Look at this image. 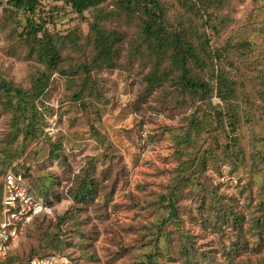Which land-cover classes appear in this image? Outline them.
<instances>
[{"label": "rangeland", "instance_id": "obj_1", "mask_svg": "<svg viewBox=\"0 0 264 264\" xmlns=\"http://www.w3.org/2000/svg\"><path fill=\"white\" fill-rule=\"evenodd\" d=\"M186 2L191 10L160 0L162 30L194 41L202 95L147 41L143 7L0 8V81L26 98L0 89V184L12 167L45 206L14 263L264 264V0ZM28 19L58 48L38 95L33 82L50 65L36 56ZM94 23L121 39L113 66L91 65L86 84Z\"/></svg>", "mask_w": 264, "mask_h": 264}, {"label": "trees", "instance_id": "obj_2", "mask_svg": "<svg viewBox=\"0 0 264 264\" xmlns=\"http://www.w3.org/2000/svg\"><path fill=\"white\" fill-rule=\"evenodd\" d=\"M42 0H9L6 4L0 6V8L5 7H14L20 8L24 11L33 14ZM102 0H67L70 3L71 7L75 12L82 13L88 8L95 7L101 3ZM126 1L127 7L130 5L138 6L144 15V32L147 41L151 42L152 38L154 43L150 44L153 48L160 47L161 54H170L172 61L177 64L180 69L179 81L182 83V86L194 93L203 94L206 93L209 86L206 82L198 80L197 77L191 76L190 63H200L202 59L198 53L197 47L192 39L189 38L187 32L178 34L176 32H171L167 34L162 30L164 14L162 10V5L160 0H120ZM178 3L187 9H192L186 0H177ZM209 4L220 3L221 0H206ZM92 30L94 32V53L95 56L92 60V63L89 65H84L83 68L88 72L86 76V84L89 82V70L90 66L94 65L95 67H112L114 60L113 55L115 53L116 43L120 41L121 36L118 32H107L102 29L97 23L92 25ZM42 28L36 26L34 20L28 19V28L27 32L32 35L34 43L36 46H33V49L38 57V60L42 61L48 68L40 71L39 75L33 82V88L36 91V94L42 93L44 88L47 85L49 72L48 70L54 67L55 62L58 58V48L55 43L52 41V38L40 39L37 36L38 32H41ZM152 43V42H151ZM206 41L199 36L198 37V46L201 48V51L206 53L205 50ZM197 78V79H196ZM157 75L150 74L147 76L146 80L153 83H157ZM14 88V89H13ZM0 89L10 92L14 91L23 101H26L24 97V92L20 91L16 87H13L7 84L5 81H0ZM6 171V170H5ZM4 174V173H3ZM29 186V185H28ZM87 187V186H86ZM1 188L2 181L0 184V201H1ZM30 188V187H29ZM31 190V189H30ZM173 211V207H172ZM39 216V215H38ZM37 217H35L36 219ZM34 219V220H35ZM33 223V222H32ZM14 251V250H13ZM9 252L7 256L0 262V264H23L28 262L32 258H28L25 261H20L19 263H14L12 260V253ZM43 257V256H42ZM35 258V257H33Z\"/></svg>", "mask_w": 264, "mask_h": 264}, {"label": "built area", "instance_id": "obj_3", "mask_svg": "<svg viewBox=\"0 0 264 264\" xmlns=\"http://www.w3.org/2000/svg\"><path fill=\"white\" fill-rule=\"evenodd\" d=\"M9 0H0V6ZM0 201V262L21 241V235L45 211L42 200L29 188L22 172L8 168L2 176ZM23 264H62L53 256L35 257Z\"/></svg>", "mask_w": 264, "mask_h": 264}]
</instances>
